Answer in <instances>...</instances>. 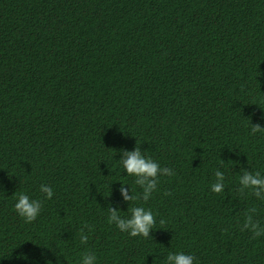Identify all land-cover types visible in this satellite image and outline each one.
I'll use <instances>...</instances> for the list:
<instances>
[{
	"label": "trees",
	"instance_id": "obj_1",
	"mask_svg": "<svg viewBox=\"0 0 264 264\" xmlns=\"http://www.w3.org/2000/svg\"><path fill=\"white\" fill-rule=\"evenodd\" d=\"M251 124L264 127V0H0V264L19 251L163 264L180 250L264 264V236L242 230L264 203L235 191L242 169L264 171ZM137 144L174 171L143 205L149 238L108 222L109 204L129 209L122 182L141 191L118 161ZM20 192L43 200L32 223L14 211Z\"/></svg>",
	"mask_w": 264,
	"mask_h": 264
},
{
	"label": "clouds",
	"instance_id": "obj_2",
	"mask_svg": "<svg viewBox=\"0 0 264 264\" xmlns=\"http://www.w3.org/2000/svg\"><path fill=\"white\" fill-rule=\"evenodd\" d=\"M257 133H264V127L260 124H251L250 134L255 135ZM119 153L122 154L121 159L118 160L120 169L122 172L127 173V177L132 178L134 184L141 191L137 193L127 181L122 182L120 192L124 201L130 202L129 209L124 212L109 204L107 208L108 222L130 237L149 238L155 227L156 217L150 208L143 205L158 191L161 177H170L174 175V171L169 167H162L157 160L142 151L138 144L132 150L122 148ZM214 176L215 180L210 189L213 193L221 194L227 187L226 171L221 172L217 168ZM128 185L131 186L132 195H129ZM236 186L235 191L238 195L251 196L257 202L264 203V171L255 170L250 172L242 169V174H239ZM39 192L47 200H51L54 196L53 189L46 184L39 186ZM42 209V199H35L26 192H20L17 195L14 211L25 223L36 221ZM257 212L255 206L247 209L244 213L242 228V230L251 233L254 238L264 236V222L257 218ZM81 240L82 242L86 241L87 237L82 234ZM59 253L53 252L56 258L53 262L46 251H42L39 258L32 256L30 253L19 251L15 256V260L21 262V264H62L60 259L62 255ZM79 264H99V260L94 252L89 251L80 257ZM163 264H199V262L194 254L180 250L169 251L164 257Z\"/></svg>",
	"mask_w": 264,
	"mask_h": 264
}]
</instances>
